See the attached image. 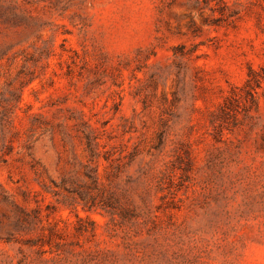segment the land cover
Returning <instances> with one entry per match:
<instances>
[{
    "label": "rangeland",
    "instance_id": "1",
    "mask_svg": "<svg viewBox=\"0 0 264 264\" xmlns=\"http://www.w3.org/2000/svg\"><path fill=\"white\" fill-rule=\"evenodd\" d=\"M0 264H264V0H0Z\"/></svg>",
    "mask_w": 264,
    "mask_h": 264
},
{
    "label": "trees",
    "instance_id": "2",
    "mask_svg": "<svg viewBox=\"0 0 264 264\" xmlns=\"http://www.w3.org/2000/svg\"><path fill=\"white\" fill-rule=\"evenodd\" d=\"M198 1V0H197ZM204 1H206V0H204ZM15 207L18 209V211L23 215L22 217L24 218V216L25 217H27V212L23 209V208H18V206L17 205H15ZM38 211H36V216H34L33 218H38Z\"/></svg>",
    "mask_w": 264,
    "mask_h": 264
}]
</instances>
